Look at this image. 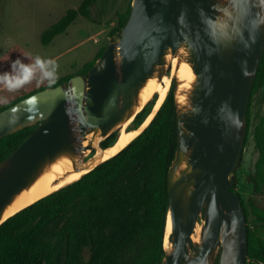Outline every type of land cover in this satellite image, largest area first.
Instances as JSON below:
<instances>
[{"label": "water", "instance_id": "water-1", "mask_svg": "<svg viewBox=\"0 0 264 264\" xmlns=\"http://www.w3.org/2000/svg\"><path fill=\"white\" fill-rule=\"evenodd\" d=\"M118 34L86 75L0 110V137L37 124L0 161V224L12 215L4 218L14 197L58 158L74 163L81 150L102 153L100 142L150 101L140 106V90L150 78L161 81L175 57L177 65L189 64L194 78L181 89L172 74L177 140L167 172L170 245L165 234L160 264H245L247 219L230 187L264 49V0H131ZM104 160L79 169L86 173Z\"/></svg>", "mask_w": 264, "mask_h": 264}, {"label": "trees", "instance_id": "trees-1", "mask_svg": "<svg viewBox=\"0 0 264 264\" xmlns=\"http://www.w3.org/2000/svg\"><path fill=\"white\" fill-rule=\"evenodd\" d=\"M95 3L96 0H81L77 7L67 8L56 22L41 31L40 43L48 45L77 16L89 18L90 7ZM129 10L130 4L118 14L110 35L119 33ZM104 46L93 60L74 73L15 97L0 105V110L32 92L64 83L73 75H86ZM263 86L264 49L246 106L244 142L250 127L252 97ZM150 104L149 101L135 115L133 128L149 113ZM36 125L0 137V161ZM116 134L114 131L103 139L101 147L112 145ZM252 136L259 155L254 171L245 178L251 193L247 200L249 207L235 189L238 181L235 175L230 189L239 196L247 222L251 220L257 227L264 228V206L256 204L253 198L256 194H264V127L261 121L255 125ZM176 140L172 84L150 122L118 152L0 224V264H160L165 253L167 172ZM257 227L247 225L245 264H264V237Z\"/></svg>", "mask_w": 264, "mask_h": 264}, {"label": "rangeland", "instance_id": "rangeland-1", "mask_svg": "<svg viewBox=\"0 0 264 264\" xmlns=\"http://www.w3.org/2000/svg\"><path fill=\"white\" fill-rule=\"evenodd\" d=\"M80 1L0 0V72L9 70L11 61L18 57L28 63L29 58L23 55L27 52L33 56L39 54L42 57L56 59L58 63L56 79H58L77 71L84 63L96 57L100 47L109 40H116L119 34L110 35L109 31L112 26L116 25L118 14L127 9L131 0H96V3L90 7L89 18L77 16L74 22L63 33L56 35L48 45L40 43L41 31L56 22L67 8L77 7ZM166 74L170 75L169 90L173 84L172 75L170 71H167ZM46 84H48L47 81L38 83L37 79H33L15 91L10 92L0 88V97L5 98L3 102H0V105ZM155 97L154 95L150 99L151 106L154 104ZM151 106H149L150 110ZM260 121L264 127V86L252 97L247 139L243 143L239 159L232 172V178L234 175L238 178L235 189L247 207H249L247 200L251 193L245 178L247 174L254 171L259 155L252 132ZM253 198L256 204L264 206V194H256ZM202 223V217H199L197 225L200 228ZM247 225L252 228L257 227L251 220L247 222ZM257 228L264 237V228ZM169 245L166 238L165 247L168 249Z\"/></svg>", "mask_w": 264, "mask_h": 264}, {"label": "bare ground", "instance_id": "bare-ground-1", "mask_svg": "<svg viewBox=\"0 0 264 264\" xmlns=\"http://www.w3.org/2000/svg\"><path fill=\"white\" fill-rule=\"evenodd\" d=\"M170 74L177 76L179 80L178 87L181 89L188 88L190 86V82L194 78V74L189 64L185 61H181L179 65H177V59L175 57L172 60ZM169 76L167 74L163 75L161 81H157L155 77L150 78L140 90V106L152 99L154 95L156 97L154 104L151 106V112L137 127H132L133 117H130L126 122L118 127L114 142L111 143L112 145H110L109 147L104 148L102 153L97 148H95L94 152L89 149L81 150L75 156L74 163L68 157L58 158L43 172V174H41L35 180V182L29 188L23 189L14 197L12 202L7 206L5 210L4 218L34 202L38 198L43 197L59 189L60 187L78 179L86 171V169H79L86 162H90L92 159H94V163L104 160L116 153L123 146H125L148 123L154 111L157 110V108L160 106L161 102L165 98L170 84ZM140 106L137 109H139ZM90 138L91 135H88L87 139L82 142L83 146L88 143V140ZM95 142L96 141L94 140V143ZM75 166L78 169H76ZM200 230V226L197 225L191 236L193 240H199ZM169 233L170 220L169 217H167L165 228L166 238Z\"/></svg>", "mask_w": 264, "mask_h": 264}, {"label": "clouds", "instance_id": "clouds-1", "mask_svg": "<svg viewBox=\"0 0 264 264\" xmlns=\"http://www.w3.org/2000/svg\"><path fill=\"white\" fill-rule=\"evenodd\" d=\"M29 58V62H23L19 57L11 61L10 69L0 72V88L8 91H15L33 79L37 82L47 81L49 84L55 83L57 78L58 63L51 57H42L39 54L23 53ZM5 98L0 97V102Z\"/></svg>", "mask_w": 264, "mask_h": 264}, {"label": "crops", "instance_id": "crops-1", "mask_svg": "<svg viewBox=\"0 0 264 264\" xmlns=\"http://www.w3.org/2000/svg\"><path fill=\"white\" fill-rule=\"evenodd\" d=\"M112 27H113V26H112ZM112 27H111V28H112Z\"/></svg>", "mask_w": 264, "mask_h": 264}]
</instances>
